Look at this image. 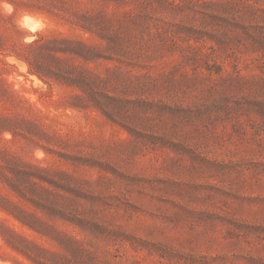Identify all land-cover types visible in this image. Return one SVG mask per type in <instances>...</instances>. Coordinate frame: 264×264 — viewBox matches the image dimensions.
I'll return each instance as SVG.
<instances>
[{
    "label": "rangeland",
    "instance_id": "1",
    "mask_svg": "<svg viewBox=\"0 0 264 264\" xmlns=\"http://www.w3.org/2000/svg\"><path fill=\"white\" fill-rule=\"evenodd\" d=\"M0 264H264V0H0Z\"/></svg>",
    "mask_w": 264,
    "mask_h": 264
}]
</instances>
